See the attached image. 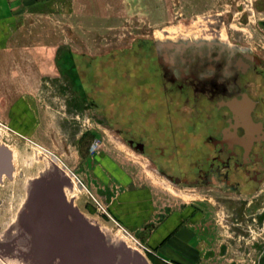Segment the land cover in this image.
Segmentation results:
<instances>
[{
	"label": "flooded vegetation",
	"instance_id": "1",
	"mask_svg": "<svg viewBox=\"0 0 264 264\" xmlns=\"http://www.w3.org/2000/svg\"><path fill=\"white\" fill-rule=\"evenodd\" d=\"M221 8L218 36L209 29L196 36L140 40L138 48L130 51L132 55L126 53L118 72L123 82L121 105L131 113L116 132L123 139L125 155L133 160H148L153 168L146 156L155 153L156 168L151 170L161 178L157 179L176 191L203 198V201L185 202L206 201L221 209L224 199L234 206L226 228L236 238H248L249 223L264 226V208H258L264 206V201L260 203L264 196V0H223ZM252 25L256 39L248 29ZM78 78L80 82L81 77ZM72 89L80 94L81 87ZM92 106L96 107L93 102ZM5 109V121L0 120V126L27 140L33 124L38 125L35 110H22L25 113L20 115L13 106L7 105ZM64 113V117L69 116L68 121L75 117L78 121L71 136L61 141L63 150H71L72 144L80 147L87 138L80 130L81 118L76 109L71 111L65 105ZM12 135L0 132V149L11 155L8 157L0 150V185L14 174L13 149L8 144L14 140L10 138ZM46 154L50 159L47 170L58 168L69 181L70 186L63 189L67 201L85 216L91 215V206L81 208L77 204L79 197L70 198L78 186L75 173L57 155L49 151ZM133 163L146 169L143 162ZM79 186L82 189L85 184L80 181ZM28 188L24 207L18 210L17 204L5 206L4 201L0 205V222L3 221L0 246L19 250L21 256L15 261L22 264H34V255L42 252L48 256L46 260L52 258L51 251L58 239L53 219L60 213V206L54 200L36 198L28 204L25 213L31 196ZM188 206L195 216L201 214L200 226L206 234L210 224L225 227L222 222L226 219L221 221V211L214 213L210 223L199 205ZM248 209L255 213L247 215ZM22 214L29 217L27 224L21 219ZM257 225L254 227L258 228ZM216 233L221 237L220 230ZM253 247L254 251L264 249L258 240ZM2 259L8 260L7 256Z\"/></svg>",
	"mask_w": 264,
	"mask_h": 264
},
{
	"label": "rangeland",
	"instance_id": "2",
	"mask_svg": "<svg viewBox=\"0 0 264 264\" xmlns=\"http://www.w3.org/2000/svg\"><path fill=\"white\" fill-rule=\"evenodd\" d=\"M222 1L47 0L18 33L11 57L3 60L0 65V120L5 121V108L9 100L22 97L33 104L38 119L36 129L28 132L27 140L13 136L4 126H0L3 135H12L10 138L14 140L8 144L15 156L13 177L0 185V205L4 201L5 206L17 204L18 210L22 207L30 182L47 171L50 165V159L45 156L46 151H49L61 158L70 172L75 173L78 186L70 198L72 195L79 197L77 204L81 208L84 205L91 206L92 214L87 213L86 217L100 227L110 243H123L152 264L149 252L138 244L147 247L146 243L127 231L110 213V189L96 187L92 180V163L89 158L101 152L113 153L124 161H130L139 175H146L147 181L159 187L158 190H162L163 186L177 198L163 189L167 197L184 205H199L206 212L210 223L213 222L214 213L221 211V221L226 219V222H222L225 227L221 225V228H217L210 224L209 234H206L208 239L204 242L209 259L202 264H264V249H253L257 240L264 245V226L251 222L248 224L249 237L236 238L226 228L227 220L234 214L231 209L234 206L225 203L224 199H221V209H216L206 201L185 202L203 201V198L176 191L159 180L161 178L151 170L156 168L153 157L155 153L146 156L152 161L153 168L148 160H133L125 155L123 139L116 132L131 113L121 105L123 82L118 72L122 69L126 53L132 55L130 51L138 48L140 40L151 42L153 39L167 37L196 36L205 34L209 29L218 36L221 32L219 20ZM254 28V25L248 27L256 39L258 36ZM78 76L81 77L80 82ZM76 86L81 87L80 94L72 89ZM91 102L96 107H90ZM65 105L71 111L75 108L76 114L79 113L82 124L80 130L87 138L81 142L80 147L72 144L71 150H63L61 141L71 136L78 121L77 117L71 121L67 119L69 116L64 117ZM95 143L101 148L94 154L92 146ZM133 161L143 162L146 169ZM146 171L147 174H144ZM80 181L85 184L82 189ZM93 198L107 209L113 219L103 213V208ZM263 201L264 196L260 203ZM258 208L262 210L264 206ZM251 213L255 211H246L247 215ZM15 218L16 214L11 219L12 223ZM0 224L3 225V221ZM217 230L221 231V237H218ZM2 254L8 260L0 258V264H17L15 258L21 256L20 251L14 249L9 254Z\"/></svg>",
	"mask_w": 264,
	"mask_h": 264
},
{
	"label": "crops",
	"instance_id": "3",
	"mask_svg": "<svg viewBox=\"0 0 264 264\" xmlns=\"http://www.w3.org/2000/svg\"><path fill=\"white\" fill-rule=\"evenodd\" d=\"M46 1L0 0V65L11 57L18 33ZM8 106H13L20 115L25 113L22 110L33 109L25 97L9 100ZM35 128L33 124L32 130ZM89 159L90 176L96 187L110 189V213L146 243L152 264H202L209 259L204 249L207 235L200 226V213L195 216L188 204L164 195L163 189L158 190L146 175L140 176L130 161L118 155L101 152Z\"/></svg>",
	"mask_w": 264,
	"mask_h": 264
},
{
	"label": "water",
	"instance_id": "4",
	"mask_svg": "<svg viewBox=\"0 0 264 264\" xmlns=\"http://www.w3.org/2000/svg\"><path fill=\"white\" fill-rule=\"evenodd\" d=\"M0 150L8 157L11 156L7 150ZM9 166L7 165V168ZM68 186H70L69 181L65 178L64 172L54 167L29 184L31 196L24 212L26 209L29 210L28 204L30 205L31 200L35 202L36 198L54 200L60 206V213H56L53 219L55 221L53 230L55 235H58V239L55 248L51 251L52 258L46 260L48 256L42 252L34 255L32 259L34 264H150L140 253L123 243L119 245L110 243L96 223L67 201L63 189ZM22 216L21 219L27 224L30 221L29 217ZM2 253L0 252V258L6 257ZM36 258L37 260L34 261Z\"/></svg>",
	"mask_w": 264,
	"mask_h": 264
},
{
	"label": "built area",
	"instance_id": "5",
	"mask_svg": "<svg viewBox=\"0 0 264 264\" xmlns=\"http://www.w3.org/2000/svg\"><path fill=\"white\" fill-rule=\"evenodd\" d=\"M101 147H100V145L99 144H97V143H95L93 146H92V152L95 154L96 152H98V150L100 149ZM80 183V182H79ZM94 199V201H95V203L98 205V206H100V207H102L103 208V206H102V204H100L99 203V201H97L95 198H93ZM108 211H107V209L106 208H103V213H105L107 216H109L110 218H112L108 213H107ZM113 219V218H112ZM126 232V231H125ZM126 234L127 235H129L130 237H131V235L128 233V232H126ZM144 250H146L147 252H150V250L147 248V247H144L142 244H140V243H138Z\"/></svg>",
	"mask_w": 264,
	"mask_h": 264
},
{
	"label": "bare ground",
	"instance_id": "6",
	"mask_svg": "<svg viewBox=\"0 0 264 264\" xmlns=\"http://www.w3.org/2000/svg\"><path fill=\"white\" fill-rule=\"evenodd\" d=\"M14 162H15V156H14ZM13 222H15V221H13ZM13 249L16 250V252L18 251V250H17L16 248H14V247L11 248V249H8V250H7V249L2 248V247L0 246V250H1L0 252H5L6 254H9L10 250H13ZM5 250H6V251H5ZM12 263H13V261H12ZM17 264H22V263H17Z\"/></svg>",
	"mask_w": 264,
	"mask_h": 264
}]
</instances>
